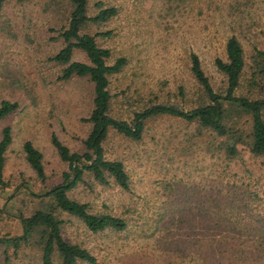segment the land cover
<instances>
[{"label": "rangeland", "instance_id": "obj_1", "mask_svg": "<svg viewBox=\"0 0 264 264\" xmlns=\"http://www.w3.org/2000/svg\"><path fill=\"white\" fill-rule=\"evenodd\" d=\"M106 5L117 12L87 21L81 31L110 49L109 62L125 58L109 74L112 116L130 122L135 111L153 103L183 109L207 103L190 69L191 51L213 88L224 93L226 76L215 57L226 58L231 35L240 40L245 58L235 93L264 96V64L257 56L264 50V0H87V13ZM71 6L69 0H5L0 7V102L19 104L0 119V137L5 125L13 135L0 185V237L22 233L19 215L53 204L36 193L61 181L69 164L58 155L51 133L72 151L85 150L90 123L83 118L93 106V82L77 75L58 79L63 64L49 59L64 44L60 31ZM72 58L88 61L80 48ZM223 104L225 122L242 135L237 141L197 119L167 113L146 118L139 139L110 126L104 155L123 162L130 189L102 184L85 171L68 195L86 202L91 212L124 217L127 227L92 231L79 217L56 209L63 237L104 264H264V156L250 149V113ZM26 139L43 154L44 180L25 158ZM232 142L237 152L229 156L225 147ZM234 241L240 246H231ZM41 245L39 230L26 242L0 241V264H41ZM53 255V264H60L58 252Z\"/></svg>", "mask_w": 264, "mask_h": 264}, {"label": "trees", "instance_id": "obj_2", "mask_svg": "<svg viewBox=\"0 0 264 264\" xmlns=\"http://www.w3.org/2000/svg\"><path fill=\"white\" fill-rule=\"evenodd\" d=\"M5 0H0V7ZM26 1V0H18ZM71 10L68 23L60 31L64 44L49 57L50 60L62 63L58 79H67L73 75L87 76L93 82V106L86 120L90 123L87 135L82 139L85 150L83 152L72 151L62 142L55 132L51 133V142L60 158L69 164V170L63 171V179L46 188L38 196H48L53 204L50 207L37 208L30 215H19L22 233L15 236L0 237V241H10L18 244L21 239L26 242L34 230L40 231L42 242L41 264H53L55 251L58 252L60 264H77L79 260L86 264H104L85 246L71 242L61 234L63 219L55 213L56 209L67 211L79 217L92 231H100L105 228L124 230L127 221L124 217L107 212L94 213L88 210L86 202H80L68 195L78 182L83 181L84 172L90 171L93 177L102 184L111 181L120 185L123 189H130V176L123 162L116 158H107L104 155L102 142L111 126L117 131L133 139H139L145 125V119L155 114L167 113L177 115L188 120L197 119L202 126H208L219 135H232L237 141L242 135L233 130L225 122L227 109L223 102L235 104L243 112L251 115V144L252 152L264 156V96L248 98L237 95L236 89L240 84L241 75L245 66L244 50L236 35L227 38L225 44L226 58L215 57L217 68L226 76V89L224 93L217 92L206 74L199 55L190 52V69L194 77L203 86L209 101L197 105L191 109H183L168 103H153L133 114L129 122L109 114L111 94L108 88L109 74L118 71L125 63L124 57H118L114 62H109L111 51L108 47L97 43L95 34L82 32L81 28L87 21H104L117 12L115 5L101 7L94 15L87 13V0H69ZM75 48L82 49L88 61L72 58ZM257 56L264 64V50H257ZM262 68V67H261ZM264 68V67H263ZM264 70V69H263ZM255 83V81H252ZM17 101L3 99L0 102V119L6 117L18 107ZM13 138L9 125L2 128L0 137V185L5 184L4 167L6 161L5 152ZM25 158L41 180L46 177L43 162V154L30 139L23 143ZM225 151L229 156L237 152L236 142L226 145ZM240 243V242H239ZM239 243L232 242L231 246ZM246 247H243V250Z\"/></svg>", "mask_w": 264, "mask_h": 264}]
</instances>
